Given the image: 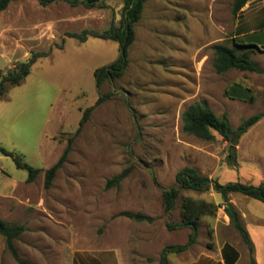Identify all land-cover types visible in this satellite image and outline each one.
Segmentation results:
<instances>
[{
	"label": "rangeland",
	"instance_id": "rangeland-1",
	"mask_svg": "<svg viewBox=\"0 0 264 264\" xmlns=\"http://www.w3.org/2000/svg\"><path fill=\"white\" fill-rule=\"evenodd\" d=\"M233 2L147 0L122 77L99 88L93 73L116 60L117 43L95 38L79 43L66 35L118 26L123 0H105L103 8L91 9L14 0L0 12V74L33 53H49L19 85H7L0 98V147L10 154H0V219L24 227L14 241L21 259L117 264L120 256L124 264H158L164 247L187 242L188 229L170 231L167 224L180 222L182 200L191 198L214 203L216 214L200 219L196 244L189 252L169 254L168 263L190 264L194 254L212 256L226 243L240 255L237 264H249V252L214 191L181 190L170 214L162 205V190L175 184L184 167L222 185L264 184V116L229 141L216 133L204 141L182 131L181 114L195 103L226 118L233 131L264 114V74L234 69L218 74L213 67L211 47L222 44L238 55L248 51L249 60L264 70V0H251L236 16ZM244 43L256 48L234 46ZM235 85L248 89L252 101L228 97ZM99 97L102 102L76 134L84 111ZM69 139L66 160L45 189L44 173ZM232 152L234 166L228 158ZM15 160L39 170L32 182ZM123 171L126 178L107 189ZM228 199L244 227L253 217L264 219V204L239 194ZM124 212L154 221L135 222L122 217ZM0 264H17L1 236Z\"/></svg>",
	"mask_w": 264,
	"mask_h": 264
},
{
	"label": "trees",
	"instance_id": "trees-1",
	"mask_svg": "<svg viewBox=\"0 0 264 264\" xmlns=\"http://www.w3.org/2000/svg\"><path fill=\"white\" fill-rule=\"evenodd\" d=\"M14 0H0V12L4 11L7 6ZM40 5L46 6L51 3L63 1L71 5L80 3L84 7L103 8L105 0H37ZM147 0H123V8L121 12V20L118 26H110L108 30L103 32L84 30L81 33L67 34L68 38L77 40L79 43H84L88 38H95L100 40H107L117 43L118 56L115 61L107 66L98 68L94 71L93 76L95 79V86L99 88L103 82H113L122 77L124 70L128 64V49L135 41L134 26L140 21L144 5ZM251 0H234L232 4V14L237 15L240 10ZM238 48H256L254 44L244 43L235 44ZM57 49H62L58 46ZM214 60L213 67L218 74L225 73L229 70H238L240 72H249L256 74H264V70L249 60V52H243L238 55L235 48H230L222 44L212 45ZM264 52V50H262ZM49 56V53H33L27 61L20 63L5 75L0 74V98L5 94L6 86L19 85L30 73L31 67L37 60ZM226 95L233 99L249 100L252 97L249 90L241 86L235 85L226 91ZM103 98L99 97L94 106L87 108L79 122L76 134L80 132L83 125L87 122L88 117L94 107L102 102ZM264 114H255L248 119L244 120L236 131H233L226 118H218L204 103H195L189 105L181 114L182 131L194 136L200 140L211 141L214 137L213 133L218 134L224 140L229 141L234 133L244 134L248 129L253 127ZM72 139H69L68 146L63 151L58 161L44 173V188L49 189L52 180L62 165L70 151ZM0 154L3 156H10V154L0 147ZM229 164L235 165V154L230 153ZM16 166L19 169L28 172L27 182L30 183L34 180L39 170L33 169L26 164H22L15 160ZM127 171H123L118 176L112 178L106 183V188L116 187L127 176ZM194 191L199 193L208 192L209 190L220 196L221 201L224 203V212L228 217L230 225L239 235L241 241L246 246L250 258L249 264H256L253 258V244L250 237L242 224L240 217L233 210L228 209L227 203L228 196L231 194H239L246 198L258 201L264 204V184L254 187L252 185L236 183L220 184L216 180L209 179L208 177L201 176L194 168L184 167L175 175V184L170 188L162 190V205L164 212L170 214L175 210L176 200L179 192ZM218 206L211 202L204 200H195L191 198H184L179 207L180 222L177 224H167V229L170 231L186 228L189 230L188 240L184 245H170L161 250L159 255L158 264H169L167 256L169 254H180L188 250L189 247L196 244L199 230V221L203 216H214ZM122 217H126L135 222L152 223V217L124 212ZM24 232L22 225H9L0 219V236L4 239L5 247L12 259L17 264H28L25 260L21 259L15 248L14 241Z\"/></svg>",
	"mask_w": 264,
	"mask_h": 264
},
{
	"label": "crops",
	"instance_id": "crops-1",
	"mask_svg": "<svg viewBox=\"0 0 264 264\" xmlns=\"http://www.w3.org/2000/svg\"><path fill=\"white\" fill-rule=\"evenodd\" d=\"M253 218L251 222L245 223V228L253 244L255 263L264 264V219ZM189 250L188 248L186 252H189ZM193 256L195 258L190 264H237L240 259L238 252L226 243L218 246L212 256L204 253L198 256L194 254ZM71 264H76V261L72 260ZM117 264H124V258L117 256Z\"/></svg>",
	"mask_w": 264,
	"mask_h": 264
},
{
	"label": "water",
	"instance_id": "water-1",
	"mask_svg": "<svg viewBox=\"0 0 264 264\" xmlns=\"http://www.w3.org/2000/svg\"><path fill=\"white\" fill-rule=\"evenodd\" d=\"M236 139H237V136L235 135V136L232 138V140H231V145H232V146H235V145H236ZM227 207H228L229 210L232 209L230 203H227Z\"/></svg>",
	"mask_w": 264,
	"mask_h": 264
}]
</instances>
